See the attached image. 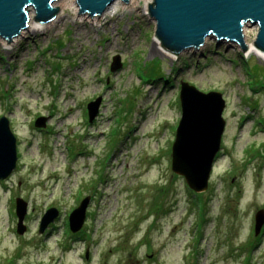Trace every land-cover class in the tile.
Returning <instances> with one entry per match:
<instances>
[{"label": "rangeland", "instance_id": "1", "mask_svg": "<svg viewBox=\"0 0 264 264\" xmlns=\"http://www.w3.org/2000/svg\"><path fill=\"white\" fill-rule=\"evenodd\" d=\"M138 5L96 25L88 11L57 6L42 29L0 40V116L18 156L0 179V264H264V231L254 235L264 209V58L212 37L178 53L159 40L172 54L151 52L156 24ZM258 29L248 27V41ZM180 81L225 100L221 149L200 192L170 167ZM87 195L73 233L68 215Z\"/></svg>", "mask_w": 264, "mask_h": 264}, {"label": "water", "instance_id": "2", "mask_svg": "<svg viewBox=\"0 0 264 264\" xmlns=\"http://www.w3.org/2000/svg\"><path fill=\"white\" fill-rule=\"evenodd\" d=\"M53 0H0V35L8 40L26 26L27 5L35 8V19L45 22L57 13ZM79 10L93 16L101 13L113 0H77ZM127 1V0H125ZM151 16L156 20V34L162 45L175 53L199 47L206 36L214 34L218 40L232 39L242 50L246 49L241 38L244 21L258 24L256 46L264 50V0H154L150 6ZM242 21V22H241ZM118 56H113L110 70L119 68ZM179 91L180 118L171 145V170L183 176L185 183L194 192L204 191L216 155L221 148V137L225 128L222 112L225 100L217 90L201 91L182 81ZM100 99L87 104V115L91 121L97 113ZM44 126V117L34 122ZM17 162L16 137L10 129L9 120L0 116V179L7 177ZM90 197H84L68 215L71 232H78L85 221ZM15 213L17 232L23 234L26 203L16 198ZM50 208L41 217L38 231L42 233L57 216ZM264 225V209L254 215V234L258 235Z\"/></svg>", "mask_w": 264, "mask_h": 264}, {"label": "bare ground", "instance_id": "3", "mask_svg": "<svg viewBox=\"0 0 264 264\" xmlns=\"http://www.w3.org/2000/svg\"><path fill=\"white\" fill-rule=\"evenodd\" d=\"M141 0H127V1H125V0H113L112 2H110V3H108L106 6H105V8H104V10L101 12V13H99V14H96V15H93V16H91V17H87L88 18V21H90L92 24H97V23H99L101 20H103L104 18H105V16L106 15H108V14H110V13H112V11H114L115 9H117L119 6H122L123 8H125V9H133V8H135L136 6H139L138 4H139V2H140ZM150 1L151 0H143V3H144V6L142 7V9L143 10H147L148 8H149V4H150V6H153L154 5V0H152V2L150 3ZM52 7L53 6H55V7H57V6H59L60 8H63V7H70L72 10H77L78 9V7L80 6V4L78 3V1L77 0H53L52 1ZM30 6H32V8L34 9V7H33V5L32 4H30V5H27L26 6V8L27 7H30ZM139 7H141V6H139ZM25 8V9H26ZM30 9L29 11H28V14H29V18H28V21H27V26L25 27V29L24 30H28V31H38V30H40V29H42V24H41V22L40 21H38L37 19H35L34 17V14H33V12H34V10L33 9ZM81 11V10H80ZM150 11V10H149ZM82 12V11H81ZM80 15V14H79ZM153 19H154V21H155V24H156V20H155V18L154 17H152ZM242 22V21H241ZM252 25H258V24H251L249 21H244L243 23H242V25H241V29H240V33H241V38H242V40L244 41V43H245V46H246V49L244 50V51H246V50H251L254 54H257V55H259L261 58L263 57L264 58V50H261V49H259L257 46H256V44H255V41H248L247 40V37H248V34H247V29H248V27L249 26H252ZM259 27V26H258ZM259 30V29H258ZM22 32V31H21ZM20 32V33H21ZM257 33H258V31H257ZM257 33H256V37H257ZM156 36H154L155 37V39H154V44L152 45V47H151V52H153L155 49L156 50H159L160 52H162L164 55H168V53L169 54H172L171 52H169V51H167L165 48H163L162 46H161V43H160V41H159V37L157 36V34H155ZM20 37V34H17L16 36H14L12 39H10V41H8V40H6L5 38H2V37H0V40H1V42H2V44L3 45H5V46H7V45H9V44H11V43H13V42H15L18 38ZM206 37H212V38H216V36L214 35V34H209L208 36H206ZM205 37V38H206ZM8 39V38H7ZM217 39V38H216ZM205 40V39H204ZM220 40H224V41H226V42H231V43H236L234 40H232V39H226V38H221ZM256 40V39H255ZM217 41H218V39H217ZM203 42H205V41H203ZM203 44V43H202ZM201 44V45H202ZM157 45L159 46V47H157ZM200 45V46H201ZM198 48V47H197ZM182 81H180V83H181ZM179 91H180V88H179ZM100 103V102H99ZM179 105H180V103H179Z\"/></svg>", "mask_w": 264, "mask_h": 264}, {"label": "trees", "instance_id": "4", "mask_svg": "<svg viewBox=\"0 0 264 264\" xmlns=\"http://www.w3.org/2000/svg\"><path fill=\"white\" fill-rule=\"evenodd\" d=\"M264 70V69H263ZM262 87H264V86H262ZM217 157H218V155H216ZM260 156V155H259ZM261 157V156H260Z\"/></svg>", "mask_w": 264, "mask_h": 264}, {"label": "flooded vegetation", "instance_id": "5", "mask_svg": "<svg viewBox=\"0 0 264 264\" xmlns=\"http://www.w3.org/2000/svg\"><path fill=\"white\" fill-rule=\"evenodd\" d=\"M264 231V228L262 229V232Z\"/></svg>", "mask_w": 264, "mask_h": 264}]
</instances>
